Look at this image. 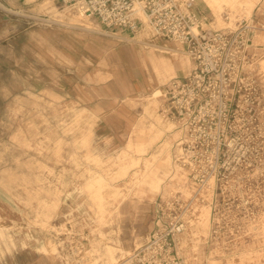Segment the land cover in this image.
<instances>
[{"label": "rangeland", "instance_id": "1", "mask_svg": "<svg viewBox=\"0 0 264 264\" xmlns=\"http://www.w3.org/2000/svg\"><path fill=\"white\" fill-rule=\"evenodd\" d=\"M198 1L204 29L254 30L218 68L221 102L183 127L159 111L174 66H191L171 40L114 34L57 0L0 11V264H128L150 240L141 245L122 204L145 199L162 204L154 231L170 233L159 241L170 264H264V0ZM114 80L151 89L122 98L142 108L140 125L102 150L96 105L108 101L95 92Z\"/></svg>", "mask_w": 264, "mask_h": 264}, {"label": "built area", "instance_id": "2", "mask_svg": "<svg viewBox=\"0 0 264 264\" xmlns=\"http://www.w3.org/2000/svg\"><path fill=\"white\" fill-rule=\"evenodd\" d=\"M87 17L96 18L101 27L114 34L135 35L149 30L155 37L165 38L186 48L192 60L191 71L181 79L170 81L164 92L160 109L163 118L178 126L188 124L186 118L196 120V115L218 97L216 79H223L218 68L225 62L247 52L254 26L248 21L239 29H204L196 13V0H57ZM156 229L161 230V202L157 204ZM171 233V239L179 233ZM154 231L146 245L137 248L128 258V264H170L173 247L159 241L170 235ZM175 248V247H174ZM163 256V258H162ZM181 264V263H180Z\"/></svg>", "mask_w": 264, "mask_h": 264}, {"label": "crops", "instance_id": "3", "mask_svg": "<svg viewBox=\"0 0 264 264\" xmlns=\"http://www.w3.org/2000/svg\"><path fill=\"white\" fill-rule=\"evenodd\" d=\"M11 1V2H9ZM23 4L24 6L27 3V0H0V11H6L5 9H17L19 7L18 4ZM4 7V8H2ZM8 7V8H7ZM12 7V8H9ZM17 7V8H16ZM196 13L202 20V22L206 25L208 22L207 16L210 12L206 5H202V2H199L197 0L196 2ZM211 24V23H210ZM160 38V37H159ZM165 39V38H161ZM173 42V41H172ZM171 44L170 47L177 46V48H181L186 52V48L179 44V43H168ZM172 49V48H170ZM173 50V49H172ZM189 57V56H188ZM190 59V58H189ZM191 66L186 65V67H182L180 63H177V67L174 65V75L175 77L171 78L164 86L163 92L166 91V87L173 79H181L191 71L192 68V60ZM148 70L144 71L143 75L146 78H151L152 75L150 73H147ZM115 81V87H108L106 89V92H98V94L95 95L99 101H108L107 106L101 105L100 103L96 105L100 112L103 113V119H99V123L97 125V141L96 146L99 149L104 150L106 147L105 140H110L111 143L124 142L125 135L132 133L136 128L140 125L141 121V114H142V108L140 106H136L135 108L129 105H126L123 103L122 98L129 97L134 98L133 100L139 101L141 99V96H145L147 94V91H149L151 88H136L132 83L128 81H122L121 80H114ZM153 84L154 80L152 79ZM95 91V90H94ZM122 101V102H121ZM161 109V108H160ZM159 109V111H160ZM104 145V147H103ZM74 202H63V212L67 210V208L73 207ZM71 214L68 212L64 213V219L66 217L70 216ZM121 215L123 218V221L129 223L133 229L139 234L140 236V243L143 245L147 242V240L150 238L151 234L154 232L155 224H156V206L155 202L149 201L148 199H145V201H134L130 200L127 201V203L122 204L121 208ZM62 218V216H60ZM72 220H75V218H82V214H77L76 216L72 215L70 216ZM69 221V220H68ZM129 226V225H128ZM127 226V227H128ZM139 248V247H137ZM137 248H134L133 251L130 253L132 254Z\"/></svg>", "mask_w": 264, "mask_h": 264}, {"label": "bare ground", "instance_id": "4", "mask_svg": "<svg viewBox=\"0 0 264 264\" xmlns=\"http://www.w3.org/2000/svg\"><path fill=\"white\" fill-rule=\"evenodd\" d=\"M80 17H87V16H85V15H83V14H80ZM208 217H209L208 212H203V213H202L200 220H201V222H202L204 225L207 224V222H208Z\"/></svg>", "mask_w": 264, "mask_h": 264}]
</instances>
